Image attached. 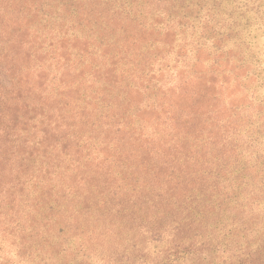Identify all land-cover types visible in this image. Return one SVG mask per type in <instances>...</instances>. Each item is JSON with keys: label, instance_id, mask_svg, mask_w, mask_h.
<instances>
[{"label": "trees", "instance_id": "1", "mask_svg": "<svg viewBox=\"0 0 264 264\" xmlns=\"http://www.w3.org/2000/svg\"><path fill=\"white\" fill-rule=\"evenodd\" d=\"M188 6L0 0V264H264Z\"/></svg>", "mask_w": 264, "mask_h": 264}, {"label": "rangeland", "instance_id": "2", "mask_svg": "<svg viewBox=\"0 0 264 264\" xmlns=\"http://www.w3.org/2000/svg\"><path fill=\"white\" fill-rule=\"evenodd\" d=\"M175 1L189 5L185 35L192 54L205 59L217 96L209 102L215 104L211 120L223 125L227 167L241 185L242 202L254 197L264 238V0Z\"/></svg>", "mask_w": 264, "mask_h": 264}]
</instances>
